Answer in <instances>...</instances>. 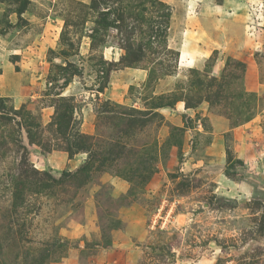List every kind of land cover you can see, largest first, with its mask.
<instances>
[{
	"label": "rangeland",
	"instance_id": "374dc122",
	"mask_svg": "<svg viewBox=\"0 0 264 264\" xmlns=\"http://www.w3.org/2000/svg\"><path fill=\"white\" fill-rule=\"evenodd\" d=\"M0 264H264V0H0Z\"/></svg>",
	"mask_w": 264,
	"mask_h": 264
}]
</instances>
